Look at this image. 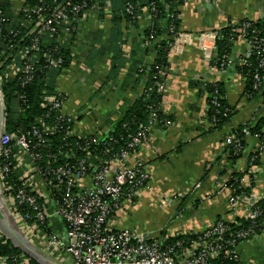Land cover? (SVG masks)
I'll return each mask as SVG.
<instances>
[{
  "label": "crops",
  "instance_id": "1",
  "mask_svg": "<svg viewBox=\"0 0 264 264\" xmlns=\"http://www.w3.org/2000/svg\"><path fill=\"white\" fill-rule=\"evenodd\" d=\"M28 1L13 0V16H18ZM111 1L106 0L102 17L94 9L79 23L71 42V66L57 79L58 91L64 97L63 113L74 122L73 132L78 137H101L110 132L120 112L133 106L144 91L141 72L155 55L145 37L150 16L144 14L136 24L124 23V66L112 79ZM246 20L264 21V0H184L179 14L180 38L169 57L161 104L171 125L151 128L135 154V162L148 169L150 180L134 202L126 201L122 211L114 214L113 227L173 237L202 233L218 219H243L244 204L232 203L226 186L232 173L243 175L244 187H251L256 198H264V148L259 139L248 136L241 160L236 165L228 160L231 135L264 118V96L254 99L248 95L246 78L236 71L246 49L244 40L236 42L228 66L222 69L214 64L218 31ZM212 84L223 85L224 97L232 109L231 120L223 130H216L209 118L208 87ZM259 153L261 165L251 168ZM1 197L0 210L8 219V203H3ZM183 207V219L176 220ZM51 228L60 233L63 224L56 220ZM235 251L241 264H264V226L260 235ZM58 257L55 254L48 258L60 264Z\"/></svg>",
  "mask_w": 264,
  "mask_h": 264
},
{
  "label": "built area",
  "instance_id": "2",
  "mask_svg": "<svg viewBox=\"0 0 264 264\" xmlns=\"http://www.w3.org/2000/svg\"><path fill=\"white\" fill-rule=\"evenodd\" d=\"M60 1L55 0V7L48 15H45L46 8L43 0L40 1L41 5L34 9L26 5L20 10L26 14L29 24H34L27 33V37H32V44L20 51V57L26 60L22 86L34 80L35 64L38 61L42 43L41 37L53 34L58 36L60 33L64 36H74L76 22L79 24L85 20L90 10L104 11V7L95 6L90 9L91 7H87L86 3L75 4L73 0ZM134 10L135 5L128 2L127 14L133 15ZM151 12H155L154 7ZM36 16L41 20L35 24ZM5 23L7 19L0 9V26ZM240 27L246 46L240 59V66L251 67L250 59L253 56L257 58L258 67L254 76L257 89L262 85L261 73L264 72V29H252V24L249 22H242ZM169 32L173 40L171 44L173 49L180 36L174 26L169 27ZM217 38L218 34H216V40ZM12 55L13 53L9 57ZM45 58V68L55 71L63 69L65 64L63 57L56 56L51 51L45 55ZM229 62L223 61L221 68L224 69ZM11 66L15 69V74L16 70L18 71L17 63L13 61ZM2 80L0 76V82ZM155 87L164 92L165 81L157 82ZM221 99L218 89L210 93V107H219ZM48 102L53 109L63 111V99L51 98ZM63 117L59 120H65ZM214 122L213 120L212 123ZM160 125L159 117L154 113L149 125H140L139 132L132 138L129 145L130 150H140L151 128ZM169 125L171 122L166 121L163 126ZM243 133L247 137L251 135L247 127L243 129ZM33 135L38 137L39 144L45 146L46 140L42 138L38 130L35 129ZM255 137L261 139V149H263L264 134L262 137ZM229 139L228 144L234 143L237 152L244 151V145L241 140L236 139L235 134ZM82 140H86L82 150L88 156L91 155L92 147L101 143L99 138H83ZM35 148L33 139L24 134L15 138L3 134L1 138L0 179L8 203V221L22 239L35 246L43 255L50 257L58 254L60 264H217L216 262L221 260L228 246H235L237 240L247 242L256 237L258 221L263 216L260 202L264 198L258 199L253 194L249 197L231 196L232 203L244 204L246 208L244 218L252 222L249 230L237 232L234 240L225 239L229 233L236 230L230 227L226 220L217 222L212 228L202 232L199 238L189 242L184 240L169 242L172 236L162 232L159 234L133 229H117L111 225L114 214L122 211L126 201L134 202V198L138 197L150 180L148 169L135 162L136 153L126 151L112 162L101 160L97 164H88V159L79 160L77 164L68 160L59 168L42 170L36 166L42 156L35 153ZM14 149H17V153ZM74 156V153L70 154V158ZM113 165L117 166L115 170L112 169ZM11 168L21 171L18 187L5 183L10 177ZM51 176L52 178H49ZM54 182L57 184L58 196H55L49 188ZM21 209L26 212L23 213ZM185 210L186 207L181 209L176 215V220L183 219ZM56 220L63 224L62 231L56 233L52 230L51 234L43 233L41 228L52 229L51 224ZM236 225L239 227L240 223ZM231 236L234 237L233 234ZM0 240L3 243L8 242L1 231ZM33 261L24 253L10 257L0 256V264H34Z\"/></svg>",
  "mask_w": 264,
  "mask_h": 264
},
{
  "label": "trees",
  "instance_id": "3",
  "mask_svg": "<svg viewBox=\"0 0 264 264\" xmlns=\"http://www.w3.org/2000/svg\"><path fill=\"white\" fill-rule=\"evenodd\" d=\"M41 0H29L27 6L31 9L40 6ZM45 2L46 13L48 15L51 9L55 7V0H43ZM60 1V0H59ZM62 2V1H60ZM75 4L86 3L87 7H107L104 0H73ZM131 2L135 5L133 15H129L126 12L127 3ZM13 0L0 1V9L3 11V16L6 17L7 23L0 26V76L3 80L1 83V92L4 97L5 103V132L4 134L11 137H18L22 134L32 138L36 148L35 153L42 156V159L36 163V166L42 170H53L64 165L68 160L77 164L79 160L88 159V164H97L101 160L106 162H112L115 159L121 157L123 152L138 153L139 150H130L129 145L132 138L139 132L140 125L147 126L151 121L153 114H157L160 126H163L166 121L170 120L166 114H164L161 104L164 92L158 90L155 87L157 82L165 81L166 75L169 71V57L171 54V44L173 42L172 36L169 32V27L174 26L176 32L180 27L179 14L180 7H182L184 0H112L111 5L114 10L112 16V31L109 36V44H111L112 65H111V77L112 79L124 66V55L122 52V46L124 43L123 28L124 23L136 24L144 14L150 16V27L145 33L150 48L155 54L153 61L142 70V79L145 81V89L140 93L138 100L133 106L127 107L120 112L117 121L113 124V128L108 134L104 136H88L78 137L74 134V122L63 111H57L53 109V106L48 102L51 98L58 100L64 97L60 95L57 86L58 77L71 66L72 61V49L71 42L75 39V35L78 31V23L76 22V31L74 36H64L62 33L56 35H47L41 37L40 53H38V61L35 64L34 80L22 86V82L25 78L24 67L26 60L20 57V51L29 47L32 44V37L27 33L34 24H29L26 14L19 12L18 16H13ZM155 8V12H151L152 8ZM90 12H88V15ZM102 12L101 16L102 17ZM41 20L38 16L34 18V23H38ZM252 24V29H264V21H252L246 20ZM229 26L218 31V38L216 40L215 52L216 60L214 64L221 68L223 61L231 59L233 47L236 42L241 40V26ZM250 29V30H252ZM26 36V37H25ZM60 36V39H59ZM59 40H62L61 42ZM23 41V42H22ZM46 44H45V43ZM109 47V49H110ZM51 51L56 56H61L65 59L63 69L55 71L45 68V55ZM13 53V60L11 55ZM241 59V58H240ZM239 62L236 64V71L246 78V93L254 97V99L264 96L263 82L264 72L262 74L261 87H255L254 76L258 67V61L255 56L250 59L251 67L240 66ZM13 61L17 63V69L15 75L11 74L10 67ZM218 89L220 91L222 99L220 100V106H211L209 111V118L215 121L214 128L216 130H223L229 123L232 117V109L230 108L227 100L223 94V85L212 84L208 87L209 93H213ZM210 103V99H209ZM64 115V117H63ZM63 117L65 120L60 121L59 118ZM247 127L250 131L251 137H262L264 134V118L259 119L255 125L250 123L249 125L239 128L234 134L236 139L241 140L244 148L247 145V136L244 135L243 129ZM38 130L45 138V146L39 144L37 136L33 135L34 130ZM83 138H99L100 144L94 145L90 150V156L84 153L82 146H84L86 140ZM260 143L261 139L258 138ZM80 144V146H79ZM235 144L227 146L228 160L232 165H236L238 161L243 157V152H237ZM17 153V149H14ZM74 153V157L70 158V154ZM88 156V158H87ZM257 158L251 162L252 167H259L261 165L260 153L255 155ZM254 157V156H253ZM69 158V159H68ZM2 162V158H0ZM21 171H15L11 168L10 177L6 180L7 185L20 186L19 177ZM49 178H52L49 177ZM243 175L238 173H232L229 177V182L226 183L227 188L231 191L232 196L252 195L251 187H244L242 179ZM56 182L50 184V190L54 192L55 196H58V190H56ZM49 190V189H48ZM46 198V197H44ZM135 200L137 198H134ZM43 202V201H42ZM260 206L263 211L262 218L258 221V228L256 229V236L260 235L264 226V199L260 202ZM23 213V209H21ZM224 219H218L220 222ZM225 221V220H224ZM230 227L236 229L229 233L225 239L234 240L235 234L239 231H247L252 222L245 218L238 219L237 221L227 222ZM240 226L237 227V223ZM32 223V222H31ZM43 233L51 234L52 229L48 227L41 228ZM231 234L234 235L232 238ZM202 233H187L178 234L170 237L169 242H176L178 240H184L186 242L193 241L199 238ZM245 241H239L235 243V246H228L224 252L221 260L217 261V264H241L237 254L235 253L237 247ZM54 250V249H53ZM52 251V250H48ZM19 249L15 248L13 244L8 241L3 243L0 240V256L10 257L12 255H20ZM34 264H37L33 261Z\"/></svg>",
  "mask_w": 264,
  "mask_h": 264
},
{
  "label": "water",
  "instance_id": "4",
  "mask_svg": "<svg viewBox=\"0 0 264 264\" xmlns=\"http://www.w3.org/2000/svg\"><path fill=\"white\" fill-rule=\"evenodd\" d=\"M66 1V0H65ZM0 141L1 138L5 132V107H4V97L2 95L1 89H0ZM2 201L4 203L7 202L6 196H4V193H0ZM0 231L3 233L5 238L10 241L13 246L17 249H19L21 252L29 256L32 260H34L38 264H55L52 262L47 256L43 255L38 251V249L31 245L30 243L26 242L24 239L20 237L19 234L13 229L10 222H8V219L2 211L0 210Z\"/></svg>",
  "mask_w": 264,
  "mask_h": 264
}]
</instances>
